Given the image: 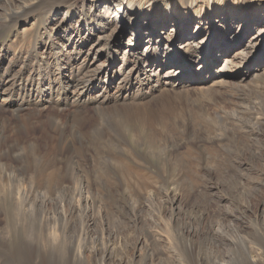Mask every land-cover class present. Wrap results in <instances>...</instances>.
<instances>
[{
  "label": "rangeland",
  "instance_id": "rangeland-1",
  "mask_svg": "<svg viewBox=\"0 0 264 264\" xmlns=\"http://www.w3.org/2000/svg\"><path fill=\"white\" fill-rule=\"evenodd\" d=\"M29 16L16 27L0 31V45H27V39H35L37 31L42 39L38 42L49 43L37 16ZM171 24H167L168 33ZM225 27L220 22L213 24L214 31ZM121 28L124 29L122 24ZM130 42H125L122 50L128 49ZM134 46L131 52L143 49L142 43L136 46L137 50ZM217 46L222 49L225 44L219 39ZM119 63L114 65L115 71ZM236 80L225 87L209 86L215 91L200 83L161 89L150 99L126 103L123 116L102 111L98 117L91 109L81 115L66 112L59 118L64 129L55 128L47 108L34 114L31 109H8L0 112V163L22 170L26 177L38 176L36 182L48 177L53 182L48 184L49 190L53 189L49 194L52 200L55 190L66 186V190L74 189V178L67 169H76L86 186L82 193L87 202L81 200L80 206L86 205L89 210L94 227L91 237L101 230L105 236L114 234L109 243H113V255L123 257L122 264H129L128 252L129 257L133 256L131 264H176L185 255L183 249L188 252L190 246L195 260L190 263L185 258L188 262L183 264H249L246 252L252 255L251 248L258 250V242L264 243V81ZM20 116L29 119L21 120ZM86 118L91 119L87 122ZM62 130L64 139L59 143ZM122 130L126 131V141L114 142L117 146L109 148L111 133L116 132L120 139ZM38 184L43 190L44 185ZM172 196L176 199L171 205L175 219L169 220L167 227L169 215L165 213ZM74 231L77 239L86 238L81 235L82 228ZM138 240L148 244L141 249V257L134 250ZM78 245L84 243L78 240ZM36 246L32 248L31 262L47 264V258H35ZM93 246H85L84 251L90 264L96 261L88 251ZM217 250L220 252L215 253ZM255 260L264 264V257L262 261Z\"/></svg>",
  "mask_w": 264,
  "mask_h": 264
},
{
  "label": "bare ground",
  "instance_id": "bare-ground-1",
  "mask_svg": "<svg viewBox=\"0 0 264 264\" xmlns=\"http://www.w3.org/2000/svg\"><path fill=\"white\" fill-rule=\"evenodd\" d=\"M256 2L257 9L233 11L222 10V0H0V31L16 27L30 14L36 15L49 41L44 45L39 43L41 36L38 31H33L35 39L30 36L27 45H0V112L31 109L34 114L47 108L55 128L64 129L59 124L63 113L81 115L91 109L98 117L102 111L124 114L122 109L126 103L150 99L161 89H178L200 83L208 86L209 91H215L209 86L225 87L236 79L237 83L250 78L262 82L264 28L258 26L264 25V10L259 9L261 0ZM215 22L226 27L214 31ZM168 23H172L170 33L166 31ZM219 39L225 44L222 49L217 46ZM129 41V48L122 50L123 44ZM140 43L143 49L131 52L130 48L134 45L136 48ZM119 61L115 71L114 65ZM18 65L20 67L15 69ZM111 89L114 90L111 92ZM20 117L24 120L30 116ZM122 123L120 120L119 124ZM63 132L58 135L59 143L63 142ZM122 133L120 139L119 134L111 133L109 148L115 146L114 142L126 141V131L122 130ZM254 135L256 138L257 134ZM67 171L74 178V189L66 190L67 186L61 190L54 188L56 195L52 200L49 194L53 189L49 190L48 184L53 182L48 177L36 182L38 176L26 177L22 170L0 163V217L3 220V226H0V264H31L35 244L39 250L35 258L45 257L47 264H90L84 251L85 246L93 244V250L88 251L93 253L91 257L96 261L91 264H122L123 257L113 255L115 249L113 243H109L114 240V234L105 236L101 230L96 237H91L94 227L89 220V210L86 205L80 206L81 200L87 202L82 193L86 186H83L84 181L76 169ZM39 182L44 185L43 190L39 189ZM172 197L167 206L168 213H165L169 215L167 227L169 220L175 219L171 205L176 199ZM76 227L82 228L81 235L85 234L86 238L77 239ZM78 240L84 245H78ZM257 245L258 250L251 248L252 255L246 252L249 264H257L255 258L261 260L264 257V243L260 241ZM143 247H148L147 241L143 244L138 240L134 245L138 252L135 254L141 257ZM193 252L191 246L188 252L183 249L186 256L179 257L176 264L187 260L193 263ZM127 254L126 259L131 264L133 256Z\"/></svg>",
  "mask_w": 264,
  "mask_h": 264
},
{
  "label": "snow or ice",
  "instance_id": "snow-or-ice-1",
  "mask_svg": "<svg viewBox=\"0 0 264 264\" xmlns=\"http://www.w3.org/2000/svg\"><path fill=\"white\" fill-rule=\"evenodd\" d=\"M161 11H163V6L161 5ZM230 9L233 11H250L252 9H257L256 0H222V10ZM259 9L264 10V0H261L259 4ZM240 23V21H237ZM258 27L264 28V25H259Z\"/></svg>",
  "mask_w": 264,
  "mask_h": 264
}]
</instances>
